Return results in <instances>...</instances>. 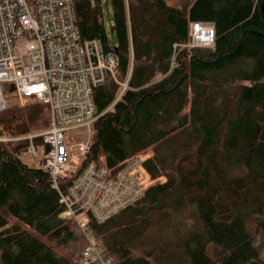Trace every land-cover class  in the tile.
Returning a JSON list of instances; mask_svg holds the SVG:
<instances>
[{"label":"trees","instance_id":"16d2710c","mask_svg":"<svg viewBox=\"0 0 264 264\" xmlns=\"http://www.w3.org/2000/svg\"><path fill=\"white\" fill-rule=\"evenodd\" d=\"M72 1L81 38L129 72L120 96L111 77L93 90L100 116L81 166L104 156L117 171L151 148L145 169L165 177L106 220L90 218L91 238L112 264H264L247 231L264 233V0H109V32L101 0ZM192 22L213 24L212 47L184 46ZM47 117L44 104H12L0 127L21 135ZM25 145L0 143V264H80L87 239L60 216L49 175L23 160ZM185 206L196 208L193 228L146 238Z\"/></svg>","mask_w":264,"mask_h":264},{"label":"built area","instance_id":"2783aa9c","mask_svg":"<svg viewBox=\"0 0 264 264\" xmlns=\"http://www.w3.org/2000/svg\"><path fill=\"white\" fill-rule=\"evenodd\" d=\"M210 22L189 24L187 48L212 47ZM111 77L119 96L127 89L117 59L104 54L100 40L81 38L72 0H0V112L8 106L2 85L11 87L14 103L48 107V127L40 133L7 135L0 143L25 142L30 165L46 172L59 192L60 216L74 222L88 238L90 218L101 222L139 200L154 183L145 171L152 151L125 160L114 171L104 156L81 166L91 149L93 124L99 118L93 90ZM76 177L64 187L60 179ZM80 264H112L99 244L91 242Z\"/></svg>","mask_w":264,"mask_h":264},{"label":"rangeland","instance_id":"374dc122","mask_svg":"<svg viewBox=\"0 0 264 264\" xmlns=\"http://www.w3.org/2000/svg\"><path fill=\"white\" fill-rule=\"evenodd\" d=\"M101 8H102V12H103V24H104L106 31L109 32L110 26L112 24V14H111V6L109 3V0H101ZM2 89H3V93L7 96L8 104L9 105L15 104L14 98H12V96L10 95L11 87L8 84H6V85H2ZM48 116H49V112H48ZM45 120L48 122V117L45 118ZM31 124H36V123L31 121ZM41 124H42V122H37V126H40ZM46 129H47V127L46 128L38 127V129H35L34 131H29V133H40ZM149 151H152V149L150 148V149H147L143 152H149ZM152 153H153V151H152ZM23 160L26 163L29 162V160H27V158L25 156H23ZM145 171H146V169H145ZM149 176H150V174H149ZM151 180L153 181L152 178H151ZM164 181H165V177L159 176V177H157L156 180H154V184H155V182L156 183H158V182L163 183ZM196 216H197V212H196L195 207L185 206V207H183L182 211L172 214L170 216V218H168L167 224L164 227L159 228V230H156V229L150 230L147 233L146 238L148 237V238H154L155 239V238L161 237V239H165L166 236H167V238H171L172 234H174V233H177V232L182 233L183 231H185L188 228H193L194 227V218H196ZM247 231H248L249 235L253 238L255 244H257L259 247L260 246L264 247V233L257 235L255 233L252 225L247 226ZM263 254H264V252H263ZM263 258H264V255H263Z\"/></svg>","mask_w":264,"mask_h":264},{"label":"bare ground","instance_id":"6f19581e","mask_svg":"<svg viewBox=\"0 0 264 264\" xmlns=\"http://www.w3.org/2000/svg\"><path fill=\"white\" fill-rule=\"evenodd\" d=\"M146 171H147V170H146ZM147 173H148V172H147ZM148 175H149V174H148ZM150 177H151V175H150ZM151 178H152V177H151ZM60 180H61V179H60ZM60 180H59V181H60ZM153 180H156V179H153ZM155 183H156V182H155ZM60 184H61V182H60ZM153 184H154V183H153ZM153 184H152V185H153ZM137 201H138V200H137ZM131 205H132V204H131ZM129 206H130V205H129ZM127 207H128V206H127ZM127 207H126V208H127ZM121 210H124V209H121ZM121 210H119V211H121ZM111 216H112V215H111ZM109 217H110V216H109ZM109 217H108V218H109ZM106 219H107V218H106ZM106 219H105V220H106ZM96 221H97V220H96ZM103 221H104V220H103ZM101 222H102V221H101ZM73 223H74V222H73ZM86 232H87V226H86ZM87 234H88V238H87L85 235H84V236H85V238L87 239L88 244H89V240H90L91 242H94V243H96V244H99V243H97L96 241H94V240L91 238V236L89 235V232H87Z\"/></svg>","mask_w":264,"mask_h":264},{"label":"water","instance_id":"95a60500","mask_svg":"<svg viewBox=\"0 0 264 264\" xmlns=\"http://www.w3.org/2000/svg\"><path fill=\"white\" fill-rule=\"evenodd\" d=\"M261 11H262V14H263V16H264V1H263L262 4H261Z\"/></svg>","mask_w":264,"mask_h":264},{"label":"crops","instance_id":"0c3cea01","mask_svg":"<svg viewBox=\"0 0 264 264\" xmlns=\"http://www.w3.org/2000/svg\"><path fill=\"white\" fill-rule=\"evenodd\" d=\"M27 160H28V159H27ZM27 164H28L29 166H31V165H30V162H28ZM31 167H32V166H31Z\"/></svg>","mask_w":264,"mask_h":264}]
</instances>
